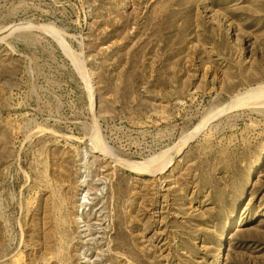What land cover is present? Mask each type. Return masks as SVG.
Here are the masks:
<instances>
[{
  "label": "rangeland",
  "instance_id": "1",
  "mask_svg": "<svg viewBox=\"0 0 264 264\" xmlns=\"http://www.w3.org/2000/svg\"><path fill=\"white\" fill-rule=\"evenodd\" d=\"M0 264H264V0H0Z\"/></svg>",
  "mask_w": 264,
  "mask_h": 264
}]
</instances>
